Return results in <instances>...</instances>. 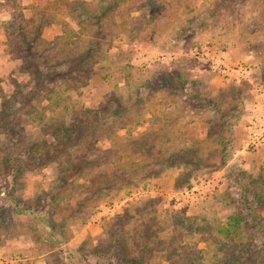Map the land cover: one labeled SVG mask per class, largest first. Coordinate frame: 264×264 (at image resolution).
Masks as SVG:
<instances>
[{
  "label": "rangeland",
  "instance_id": "374dc122",
  "mask_svg": "<svg viewBox=\"0 0 264 264\" xmlns=\"http://www.w3.org/2000/svg\"><path fill=\"white\" fill-rule=\"evenodd\" d=\"M71 1L0 0V264H264V141L249 145L264 123V25L251 30L264 0H159L148 38L132 36L129 2L97 25ZM38 27L34 58L20 33ZM207 44L250 76L214 72L191 51ZM93 47L92 70L70 72L69 51ZM239 99L225 146L217 125Z\"/></svg>",
  "mask_w": 264,
  "mask_h": 264
},
{
  "label": "trees",
  "instance_id": "16d2710c",
  "mask_svg": "<svg viewBox=\"0 0 264 264\" xmlns=\"http://www.w3.org/2000/svg\"><path fill=\"white\" fill-rule=\"evenodd\" d=\"M16 1V0H14ZM258 1H262V0H258ZM85 0H75V1H71L69 4L72 5L75 9H79V15L84 16V17H93L94 19V24H102L105 22L106 17L110 16L113 12H115L116 10H118L123 4L129 2V7H128V11L132 12V11H139L140 12V17L137 18L135 20V24H134V33L132 34L133 37H142V38H148L147 37V33L149 32L150 34L155 32V28L154 25L157 23L158 20V16H160V14L162 15V12H164V8H165V2L167 3V1H163L160 2L159 0H102V4L100 5V7L98 9H92L91 7L85 6ZM216 6L218 9L219 7L222 8H228L227 6H229V4L227 5L226 0H219L216 3ZM166 10V8H165ZM212 9L209 8L207 12H204V18L207 19V17L209 18L210 13H211ZM216 11V10H215ZM218 13V12H216ZM214 13V14H216ZM21 16L23 17V14L21 13ZM260 23H257L256 25H253V28L251 29L252 31H255L257 27H259L260 25H264V16L262 18H260ZM43 27H38L36 32H35V37H33V39H29L27 32H25L24 30H21L20 36V42L23 45H26V49L30 52L29 54H31V57L37 58L40 55H42V52L38 51V50H34L32 49V47L35 44V41L37 39V37L40 36L41 30ZM112 30L110 29V31L106 30V35L107 36H111L112 35ZM98 37V36H97ZM106 38V36H105ZM97 42L96 44L100 45V43L98 41H94ZM260 46H262V48L264 49V41L263 43L259 44ZM97 49L90 48V49H75L74 51H69L68 53V57L66 58V61L71 62V64H69V66L67 67L68 70L70 72H75L77 70H84L85 74L87 75L88 72L90 70H92V64H93V57L95 55ZM253 54L257 57H260V62L258 63V71H257V75L256 78H258V80L263 76L264 74V57L262 58V56H264L261 51H258L255 47V49H252ZM38 67H36V76L41 80L40 84H42V80L45 79V77L48 75L44 74L42 69L40 68V64H37ZM260 73H262V76L260 75ZM52 74H55L54 72ZM174 78V74L172 75ZM177 77V76H176ZM260 77V78H259ZM180 78V77H178ZM234 93H236L234 95V98H238L240 95V90H234ZM194 96L197 98V103L198 105L201 107L203 105L205 109H209L211 107H214L216 109H220V107L218 106V102L215 100L214 97H212V95L209 93L208 94H203V92H198L196 94H194ZM205 99V101H204ZM221 101V100H220ZM240 104L236 107H233V113L235 114V118L234 120H231L232 114L230 115L229 118H227L226 120H223L221 122V126L217 125V127L219 129H221L224 134H220V143L225 144V146H228L231 143V139H230V135L227 136V133L229 134L230 131H232L233 126H235V124L237 123L236 121H238L241 117V113L240 111H238V107L239 109L242 111V108H244V105L242 104L243 99L240 100ZM238 101V102H239ZM6 102H9V100L6 98ZM112 112L114 114V119H118L120 118V113H121V108L119 107V105L117 107H115L114 109H112ZM238 112V113H237ZM227 114V113H226ZM238 114V119L237 115ZM223 116V114H222ZM223 119V117H222ZM95 122L97 121H93V125L90 127V129H82L80 131H78V135H77V140L76 143H81L83 141V137L85 136V134L89 133V131L91 132L96 126L94 124H96ZM83 125V123H82ZM216 126V125H215ZM214 126V128H215ZM214 129L210 128L209 134L214 133L213 132ZM73 136V135H71ZM227 136V137H226ZM84 156V155H83ZM175 164V163H172ZM167 165H163L164 168ZM89 168V167H88ZM161 170V169H160ZM125 173L129 172L128 169L124 170ZM139 172V173H138ZM149 175H156L159 172H157V170L154 169H150V171H147ZM135 173H137V179L142 177V172H140V170H136ZM146 175V172L144 174V176ZM87 195L85 196V199L89 200L90 198H92L96 195V189L95 191H87ZM262 195V194H260ZM52 263V262H50Z\"/></svg>",
  "mask_w": 264,
  "mask_h": 264
},
{
  "label": "built area",
  "instance_id": "2783aa9c",
  "mask_svg": "<svg viewBox=\"0 0 264 264\" xmlns=\"http://www.w3.org/2000/svg\"><path fill=\"white\" fill-rule=\"evenodd\" d=\"M191 51L199 59L207 61L214 72H220L223 75H235L238 78L250 76L252 72V68L247 62L232 64L230 57H227V51L215 45H197L193 46ZM263 141L264 123L256 125L251 131L249 145L257 146Z\"/></svg>",
  "mask_w": 264,
  "mask_h": 264
}]
</instances>
